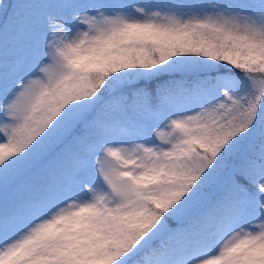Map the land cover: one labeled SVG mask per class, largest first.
Listing matches in <instances>:
<instances>
[{
  "label": "snow or ice",
  "instance_id": "6c2138e0",
  "mask_svg": "<svg viewBox=\"0 0 264 264\" xmlns=\"http://www.w3.org/2000/svg\"><path fill=\"white\" fill-rule=\"evenodd\" d=\"M0 264H264V0H0Z\"/></svg>",
  "mask_w": 264,
  "mask_h": 264
}]
</instances>
